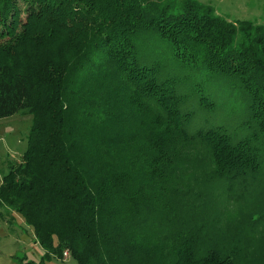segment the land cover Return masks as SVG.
Returning <instances> with one entry per match:
<instances>
[{
	"label": "trees",
	"instance_id": "16d2710c",
	"mask_svg": "<svg viewBox=\"0 0 264 264\" xmlns=\"http://www.w3.org/2000/svg\"><path fill=\"white\" fill-rule=\"evenodd\" d=\"M211 80L241 103L232 134L209 124ZM16 114L0 204L45 257L264 264V25L192 0H0V119Z\"/></svg>",
	"mask_w": 264,
	"mask_h": 264
},
{
	"label": "rangeland",
	"instance_id": "374dc122",
	"mask_svg": "<svg viewBox=\"0 0 264 264\" xmlns=\"http://www.w3.org/2000/svg\"><path fill=\"white\" fill-rule=\"evenodd\" d=\"M192 1L209 7L215 15L229 22L245 21L264 25V0ZM203 89L214 104L209 116V124H219L228 133H234L236 124L240 121L238 114L241 110V103L239 99L229 90V87L214 80L208 82ZM30 122V116L20 114L0 119V178L10 166L15 167L19 163L25 149V137ZM216 208L218 222L225 227L237 225L238 210L241 207L226 206L220 199ZM53 246H55L54 240ZM20 263L73 264L67 257L62 259L52 256L45 257L44 252L34 241L31 229L24 224L21 217L0 204V264Z\"/></svg>",
	"mask_w": 264,
	"mask_h": 264
},
{
	"label": "built area",
	"instance_id": "2783aa9c",
	"mask_svg": "<svg viewBox=\"0 0 264 264\" xmlns=\"http://www.w3.org/2000/svg\"><path fill=\"white\" fill-rule=\"evenodd\" d=\"M62 256H63V258H66L67 257V253L66 252H63L62 253Z\"/></svg>",
	"mask_w": 264,
	"mask_h": 264
}]
</instances>
